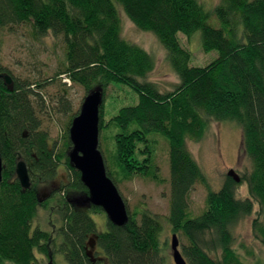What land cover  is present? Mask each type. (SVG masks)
Here are the masks:
<instances>
[{"label": "trees", "instance_id": "trees-1", "mask_svg": "<svg viewBox=\"0 0 264 264\" xmlns=\"http://www.w3.org/2000/svg\"><path fill=\"white\" fill-rule=\"evenodd\" d=\"M218 1L209 11L200 0H0L1 28L27 25L36 39L49 33L64 37L63 73L73 83L87 90L121 85L137 95L136 104L121 107L109 120L104 105L100 110L101 136L105 132L101 143L113 140L119 173L161 181L154 154L156 135L169 144L170 168L166 217L146 208L134 214L128 210L126 226L107 220L106 229L100 230L89 211L76 210L66 199L72 191L87 193L67 155L72 122L59 154L51 148L49 134L40 130L39 93L0 65V72L13 79L12 89L0 81L2 263L39 264V253L47 260L49 254L61 255L66 264H175L168 240L163 239L167 224L173 234L186 239L181 252L188 264H247L233 247V227L251 216L255 206L252 229L264 246V0ZM121 12L140 30L154 34L167 51L179 78L173 91L162 93L147 80L155 59L123 37ZM212 15L220 28L210 23ZM196 32L201 33L205 52H218L205 67L191 65L192 55L178 37L182 33L190 38ZM60 97V111L71 109L65 94ZM210 121L240 126L242 153L252 165L239 183L227 176L217 191L186 146L187 139L204 138ZM108 157V176L117 184ZM20 159L26 162L32 182L26 192L20 190L19 181L11 183ZM61 163L71 172L72 182L61 188L63 197L54 199L61 225L45 231L33 227L38 209L51 204L38 202V187L55 175ZM198 183L208 190L206 209L191 217L189 195ZM243 186L248 196L241 198L237 192ZM92 209L104 214L101 208Z\"/></svg>", "mask_w": 264, "mask_h": 264}, {"label": "rangeland", "instance_id": "rangeland-1", "mask_svg": "<svg viewBox=\"0 0 264 264\" xmlns=\"http://www.w3.org/2000/svg\"><path fill=\"white\" fill-rule=\"evenodd\" d=\"M200 1L209 11H212L219 2L218 0ZM121 16L123 37L145 49L155 59V68L149 73L147 80L153 82L162 93L173 91L179 83V78L167 60V51L163 45L154 34L140 30L125 13L121 12ZM210 23L217 28L222 26L215 15L211 16ZM178 37L181 45L192 55V66L205 67L218 57L217 51L205 52L203 50L200 32H196L190 38L182 33ZM66 62V43L63 36L56 37L49 33L45 37L36 39L27 25L17 26L13 30L0 27V65L7 68L18 80L30 83L32 89L39 93L42 99L40 101L42 104L38 105L40 130L49 134L51 148L54 147L59 154L65 149L66 127L74 119L72 117L79 114L88 92L98 86L95 85L87 90L83 85L73 83L63 73ZM62 94H65L71 104V109L68 111H60L59 103L62 100L60 97ZM137 102V95L129 88L121 85H109L104 89L105 119L109 120L121 107ZM101 138L104 142L105 132L102 136L100 135V149L106 165V158L109 156L110 167L117 177L116 185L130 213H138L142 208H146L152 214L166 217L169 214L170 206L169 144L167 140L160 135L155 136V162L159 167V179L161 180L156 181L141 175L124 177L118 172L117 163L114 161L116 154L113 140L108 139L102 145ZM186 146L206 174L210 187L216 191L222 187L231 169L239 175H243L250 171L252 166L248 157L242 153L241 128L233 122L210 121L204 138L201 141L187 139ZM71 175L64 163H61L55 175L39 185L38 190L40 189L42 193L47 194L54 190L57 195L48 200L51 203L48 208L40 207L38 209L33 227L39 226L42 230L52 231L56 229L54 226L61 225L59 216L54 212V199L64 196L63 193L60 194L61 188L65 185L69 186L72 182ZM72 192L74 193V191ZM207 193L205 185L198 183L194 186L189 195V215L191 217L204 212ZM237 193L241 198L248 196L247 188L244 186ZM257 213L258 206H255L251 216L243 218L233 227V247L247 264H264V246L254 237L252 229V223L257 217ZM90 214L100 230L104 231L107 221L106 214H95L93 209L90 210ZM172 235L169 226L165 224L163 239L168 240V253L174 263L171 249ZM177 236L181 250L186 239L182 234L178 233ZM212 256L216 257L217 255L212 253ZM37 257L40 260L39 264H47L46 257L42 259L39 253H37ZM54 264L66 263L61 255H56Z\"/></svg>", "mask_w": 264, "mask_h": 264}, {"label": "water", "instance_id": "water-1", "mask_svg": "<svg viewBox=\"0 0 264 264\" xmlns=\"http://www.w3.org/2000/svg\"><path fill=\"white\" fill-rule=\"evenodd\" d=\"M0 80L12 89L13 79L7 73L0 72ZM104 102V88L98 85L85 97L79 114L72 120L69 138L72 143L67 155L71 166L81 174V181L87 193L75 197L68 196L72 205L81 203L83 208L98 207L106 214L113 225L124 227L130 220L127 205L116 183L108 176L104 155L100 149V110ZM16 175L23 189L31 187V177L24 160L16 165ZM229 177L239 183L240 175L230 170ZM3 180V159L0 147V183ZM172 258L175 264H188L180 250L177 234L172 235Z\"/></svg>", "mask_w": 264, "mask_h": 264}, {"label": "flooded vegetation", "instance_id": "flooded-vegetation-1", "mask_svg": "<svg viewBox=\"0 0 264 264\" xmlns=\"http://www.w3.org/2000/svg\"><path fill=\"white\" fill-rule=\"evenodd\" d=\"M1 81V80H0ZM12 178H11V183H14V182H16V181H19L18 180V178H17V175H16V172L11 176ZM4 179V178H3ZM2 182H3V180H2ZM2 182L0 183V190H1V184H2ZM19 184H20V182H19ZM21 186V185H20ZM29 189H31V187L29 188ZM29 189H23L22 187H21V191L22 192H26L27 190H29ZM38 194H37V197H38V202L40 203V204H42V203H44V202H46L45 200H50L51 198L53 199L56 195H57V193H54V190H52L51 192H48L47 194H44V193H42V191H40V189L38 190V192H37ZM72 194H67L66 195V199H67V201H68V196L70 197ZM76 210H79V211H81V210H85V211H89L90 212V210L93 208V207H91V208H83L82 207V205H81V203H79V204H77L76 202H75V204L74 205H72ZM0 210H1V205H0ZM0 264H13V263H10V262H5V263H2L1 261H0ZM47 264H54V257H53V255H51V254H49V256H48V260H47Z\"/></svg>", "mask_w": 264, "mask_h": 264}, {"label": "bare ground", "instance_id": "bare-ground-1", "mask_svg": "<svg viewBox=\"0 0 264 264\" xmlns=\"http://www.w3.org/2000/svg\"><path fill=\"white\" fill-rule=\"evenodd\" d=\"M107 168V167H106ZM85 186V185H84ZM86 187V186H85ZM87 189V188H86ZM69 194H72L71 197L78 196L76 193L70 192ZM79 194V193H78ZM81 194V193H80Z\"/></svg>", "mask_w": 264, "mask_h": 264}]
</instances>
